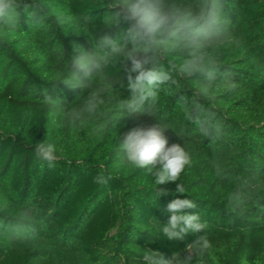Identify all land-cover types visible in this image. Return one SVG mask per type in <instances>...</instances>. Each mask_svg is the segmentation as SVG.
I'll return each mask as SVG.
<instances>
[{
  "label": "trees",
  "instance_id": "obj_1",
  "mask_svg": "<svg viewBox=\"0 0 264 264\" xmlns=\"http://www.w3.org/2000/svg\"><path fill=\"white\" fill-rule=\"evenodd\" d=\"M223 2L229 38L208 50L215 78L183 74L186 53L166 55L175 83L159 91L157 117L116 121L126 83L77 86L70 66L72 43L91 47L103 29L108 0H20L16 27L0 29V264H145L146 251L171 255L201 235L211 248L199 264H264V0ZM157 119L191 157L182 195L170 182L158 198L119 150L124 133ZM41 141L56 147L53 167L35 156ZM176 195L206 225L182 242L160 231Z\"/></svg>",
  "mask_w": 264,
  "mask_h": 264
},
{
  "label": "clouds",
  "instance_id": "obj_2",
  "mask_svg": "<svg viewBox=\"0 0 264 264\" xmlns=\"http://www.w3.org/2000/svg\"><path fill=\"white\" fill-rule=\"evenodd\" d=\"M19 7L20 0H0V29L16 27ZM107 8L104 27L91 39V47L72 43L70 66L77 86L94 77L102 79L109 91L126 83L130 96L121 100L116 121L145 115L157 117L159 91L162 86L175 83L170 72L162 67L166 55L186 53L187 58L180 65L183 74L203 73L210 80L215 78L217 67L209 62L208 50L222 46L229 38L223 0H108ZM98 103L103 100L93 93L92 110ZM168 130L169 125L157 119L147 128L124 133L119 142L123 160L154 178L158 198L169 195L166 188L159 186L170 182L176 183L175 193L186 192L184 184L177 181L191 164L184 146L169 143ZM34 153L49 167L57 160L55 145L46 141L36 143ZM108 179L98 175L94 182L105 185ZM180 195L166 205L168 219L160 228L169 241L182 242L190 233H200L206 227L197 212L188 211L194 210L196 204L179 198ZM210 248L207 236L201 235L183 251L166 256L148 250L143 259L145 264H199Z\"/></svg>",
  "mask_w": 264,
  "mask_h": 264
}]
</instances>
